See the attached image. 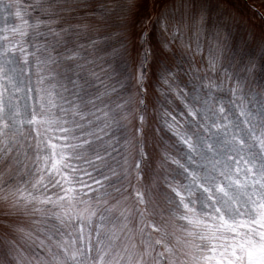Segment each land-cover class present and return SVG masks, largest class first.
Instances as JSON below:
<instances>
[{
	"label": "snow or ice",
	"instance_id": "6c2138e0",
	"mask_svg": "<svg viewBox=\"0 0 264 264\" xmlns=\"http://www.w3.org/2000/svg\"><path fill=\"white\" fill-rule=\"evenodd\" d=\"M237 28L264 0H0V264H264Z\"/></svg>",
	"mask_w": 264,
	"mask_h": 264
},
{
	"label": "rangeland",
	"instance_id": "374dc122",
	"mask_svg": "<svg viewBox=\"0 0 264 264\" xmlns=\"http://www.w3.org/2000/svg\"><path fill=\"white\" fill-rule=\"evenodd\" d=\"M105 2L109 3H119L120 0H105ZM164 3H175L177 0H163ZM202 2H206L209 5H213L215 3V0H202ZM9 18L12 19L13 15L9 13ZM107 27V26H105ZM108 31H113L114 29L108 28ZM231 47L236 50L237 55L234 57V61H237L235 63L234 70L239 75L248 76V73L244 71L245 66L249 64V62L252 63L254 67V72L252 73L251 77L249 78V83L253 84V86H257L260 84H264V54H261L258 44L253 43L248 40V37L243 29H234L232 31V36L229 41ZM106 52L111 51V48H108L105 50ZM105 53H101V55H104ZM205 57V63H206V57H207V51L204 52ZM199 57H197V61L199 63ZM246 61V64L244 66V69H241V65L243 62ZM113 67L115 68V71L112 73V80L111 83L115 85L117 90H120V85L117 83V81L120 79L119 72H120V61L117 58L113 62ZM200 67H204V64H200ZM107 67V66H106ZM259 80V81H258ZM258 81V83H256ZM115 97V96H113ZM118 135L122 133H117Z\"/></svg>",
	"mask_w": 264,
	"mask_h": 264
},
{
	"label": "clouds",
	"instance_id": "9594fccd",
	"mask_svg": "<svg viewBox=\"0 0 264 264\" xmlns=\"http://www.w3.org/2000/svg\"><path fill=\"white\" fill-rule=\"evenodd\" d=\"M111 99H112V101H113V102H115V100H116V97H112ZM2 204H3V202H2V201H0V206H2Z\"/></svg>",
	"mask_w": 264,
	"mask_h": 264
},
{
	"label": "trees",
	"instance_id": "16d2710c",
	"mask_svg": "<svg viewBox=\"0 0 264 264\" xmlns=\"http://www.w3.org/2000/svg\"><path fill=\"white\" fill-rule=\"evenodd\" d=\"M246 64V61L243 62V64L241 65V69L243 70L244 69V66ZM259 81V80H258ZM258 81H256V83H258Z\"/></svg>",
	"mask_w": 264,
	"mask_h": 264
}]
</instances>
